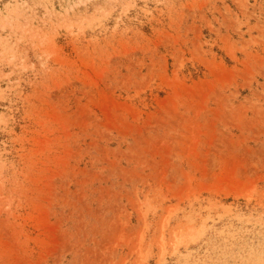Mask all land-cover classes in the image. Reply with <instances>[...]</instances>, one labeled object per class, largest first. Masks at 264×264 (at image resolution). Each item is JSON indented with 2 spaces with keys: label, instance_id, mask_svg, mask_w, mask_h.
<instances>
[{
  "label": "rangeland",
  "instance_id": "1",
  "mask_svg": "<svg viewBox=\"0 0 264 264\" xmlns=\"http://www.w3.org/2000/svg\"><path fill=\"white\" fill-rule=\"evenodd\" d=\"M0 264H264V0H0Z\"/></svg>",
  "mask_w": 264,
  "mask_h": 264
}]
</instances>
